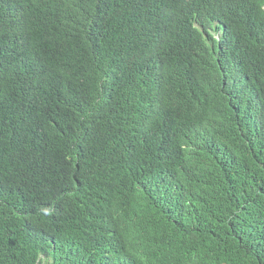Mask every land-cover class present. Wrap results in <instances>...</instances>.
<instances>
[{
  "label": "trees",
  "instance_id": "obj_1",
  "mask_svg": "<svg viewBox=\"0 0 264 264\" xmlns=\"http://www.w3.org/2000/svg\"><path fill=\"white\" fill-rule=\"evenodd\" d=\"M262 6L0 0V264H264Z\"/></svg>",
  "mask_w": 264,
  "mask_h": 264
},
{
  "label": "clouds",
  "instance_id": "obj_2",
  "mask_svg": "<svg viewBox=\"0 0 264 264\" xmlns=\"http://www.w3.org/2000/svg\"><path fill=\"white\" fill-rule=\"evenodd\" d=\"M177 2L180 3V0H177ZM262 8L264 9V6L256 10L248 9V12L244 17L233 19L232 25L234 28H239L240 37L247 38L252 36L255 38L256 31L263 22ZM214 23L216 24V22ZM192 25L196 26V23H193ZM219 33L221 32L219 31ZM219 35L220 34H216V38L219 37Z\"/></svg>",
  "mask_w": 264,
  "mask_h": 264
}]
</instances>
